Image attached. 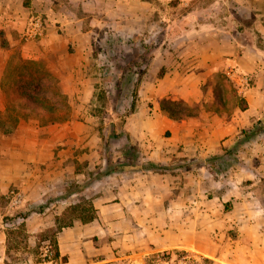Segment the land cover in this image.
I'll list each match as a JSON object with an SVG mask.
<instances>
[{"label":"crops","instance_id":"obj_1","mask_svg":"<svg viewBox=\"0 0 264 264\" xmlns=\"http://www.w3.org/2000/svg\"><path fill=\"white\" fill-rule=\"evenodd\" d=\"M31 16L44 31L29 40ZM132 50L141 72H117L138 80L119 129L125 154L108 160L91 112L97 88L113 64L132 63ZM15 54L55 78L67 120L49 123L5 89ZM232 69L250 78L237 92L245 109L214 100L219 77L236 88ZM168 100L196 114L171 118ZM263 132L264 0H0V264L264 257ZM11 189L26 199L15 210L2 203ZM73 205L94 217L61 225ZM57 225L58 256L43 260L41 237Z\"/></svg>","mask_w":264,"mask_h":264},{"label":"rangeland","instance_id":"obj_2","mask_svg":"<svg viewBox=\"0 0 264 264\" xmlns=\"http://www.w3.org/2000/svg\"><path fill=\"white\" fill-rule=\"evenodd\" d=\"M122 51H119L121 53ZM136 51L132 50L130 54L127 56L128 61L132 62L130 64L116 63L113 64L114 67V75L109 78L106 82V85L99 86L97 88V101L95 106L93 107V111L91 112L92 116L96 117V122L98 126H100L102 137H103V152L104 156L109 160H115L117 156H121L123 158L124 153V143H123V135L119 130L123 124L124 116L129 112V109L132 108L130 103L135 101L136 97V88H137V77L132 80L129 79H120V76L117 75V72L121 69L123 71L129 70L133 72V74H139L141 72V68L136 65ZM218 82V90L214 93L215 101L220 99L224 104H227L226 108L233 109L236 105H238L239 100H243L241 95L237 94V90L233 85H229L224 78L219 77ZM130 101V103H129ZM128 105L125 107L124 104ZM167 102V101H165ZM170 107H176L175 105H170ZM178 107V106H177ZM181 108V106H179ZM252 134L253 132L250 131ZM243 134L248 135L249 133ZM248 135L251 136L252 135ZM263 139V137L261 138ZM254 140L261 142L262 140L255 138ZM127 154V153H126ZM126 159L131 160V157H126ZM118 160V159H116ZM133 162V161H131ZM2 203L7 204V199L3 197ZM8 205V204H7ZM87 214V213H86ZM21 215V213H20ZM50 235L46 234V236L41 237V241L44 238H48ZM45 246H49V239L41 245L40 251ZM246 246V245H245ZM243 252L247 253V250H243ZM195 252H179V253H161L159 258L161 261H168L170 264H213L214 262L210 260V258H200L197 256ZM256 256V255H255ZM253 259V260H252ZM229 262H232V257L227 259ZM235 261V260H234ZM241 264H264V257L250 258L249 256L246 258H242L240 261Z\"/></svg>","mask_w":264,"mask_h":264},{"label":"trees","instance_id":"obj_3","mask_svg":"<svg viewBox=\"0 0 264 264\" xmlns=\"http://www.w3.org/2000/svg\"><path fill=\"white\" fill-rule=\"evenodd\" d=\"M13 60H15L14 64ZM4 86L9 92H18L19 100H23L20 104L29 106L33 113L42 114L49 123H60L69 117L67 96L61 93L55 78L39 61H23L16 54L13 55L5 70ZM216 102L221 103L222 100L218 99ZM168 104L176 107H170ZM245 106L244 100H239L238 107L245 109ZM161 107L169 117L175 119L196 114L182 100H168L162 102ZM258 129L261 130V127ZM62 215L60 224L65 226L71 225L73 217H78L83 221H90L94 217L93 209L80 205L71 206ZM59 228L60 226L57 225V228L51 231V235L43 239H49V248L54 252L52 259L58 256L55 234Z\"/></svg>","mask_w":264,"mask_h":264},{"label":"built area","instance_id":"obj_4","mask_svg":"<svg viewBox=\"0 0 264 264\" xmlns=\"http://www.w3.org/2000/svg\"><path fill=\"white\" fill-rule=\"evenodd\" d=\"M43 31V19L39 16H31L24 30V37L29 40L35 39L41 36L43 34ZM101 66L103 67V64ZM108 68L112 69V65H109ZM228 78H230L231 81L235 83L238 93H242L250 82L249 76L241 74L234 69L228 72ZM260 135L263 136L264 132ZM6 199L8 204L7 207L9 208V210H15L16 208L23 206L26 202L25 194L18 189L9 190L8 194L6 195ZM53 253L54 252L49 248V246H45L42 249L40 256L43 260H52Z\"/></svg>","mask_w":264,"mask_h":264}]
</instances>
